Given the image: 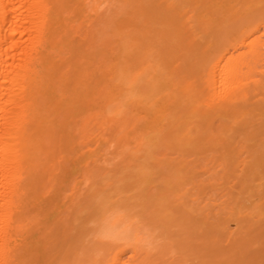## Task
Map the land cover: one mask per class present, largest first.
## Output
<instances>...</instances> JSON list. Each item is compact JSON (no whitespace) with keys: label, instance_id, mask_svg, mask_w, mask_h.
Segmentation results:
<instances>
[{"label":"bare ground","instance_id":"obj_1","mask_svg":"<svg viewBox=\"0 0 264 264\" xmlns=\"http://www.w3.org/2000/svg\"><path fill=\"white\" fill-rule=\"evenodd\" d=\"M216 1L190 0L184 10L165 0H0V264H123L126 250L133 253L129 264H205L171 253L173 246L188 251L181 235L165 232L169 242L154 251L125 239L127 227L136 231L141 226L124 225L125 215L106 216L97 191L88 193L82 185L106 175L114 183L116 175L131 168L122 156L145 152L152 135L175 149L207 135L212 120H217L218 134L230 131L232 123L252 134L254 125L264 121V42L252 38L264 27V0H246V7L237 10L241 19L258 20L253 29L234 33L232 39L199 44L178 28L183 15L192 11L197 16L190 19L197 20L203 13L224 11V6H214L242 0ZM204 20L201 24L209 21ZM175 29L184 45L173 50L179 61L174 79H193L175 92L186 102L184 116H195L197 125L188 128L184 116L175 125L172 115L163 124L166 129L155 131L161 120L156 108L145 107L149 116L142 120L133 107L147 99L153 104L159 93L165 106L179 99L174 91L158 90L159 81L167 80L161 71L171 54L153 50ZM155 36L159 39L152 45L149 40ZM144 40L149 45L142 52L139 44ZM112 82L118 99L109 89ZM108 113L117 116L113 125ZM99 139L105 141V157L96 159L103 168L95 175L91 163ZM112 152L118 157L106 156ZM140 168L135 166L134 177L143 181L146 174ZM160 171L165 173L163 183L179 184L176 164ZM178 200L183 214L196 212L197 205L184 195ZM159 202L134 200L124 207H140L139 213L156 209ZM91 204L102 211L93 221L84 217ZM169 204L161 202L147 217L163 222ZM209 205L200 210L214 216ZM220 210L207 230L229 236L231 259L223 264H256L255 250L264 257V228L253 229V216L240 200H225Z\"/></svg>","mask_w":264,"mask_h":264},{"label":"rangeland","instance_id":"obj_2","mask_svg":"<svg viewBox=\"0 0 264 264\" xmlns=\"http://www.w3.org/2000/svg\"><path fill=\"white\" fill-rule=\"evenodd\" d=\"M165 1L168 5H180L184 7V10L190 7V0ZM213 1L215 3L218 2L216 0ZM246 3V0H242L239 4L235 2H226L219 6H214V9L224 6L222 8L224 11L218 15L208 16L206 13H203L197 20L190 19V16L193 15L195 19V16H197L196 11H192L186 16L182 14V21L184 23L180 24L178 28L185 35H194L195 40H197L199 44L202 43L200 41L204 42L205 40L222 38L232 39L234 33L244 35L254 28L258 20L249 16L241 19L242 17L237 13V10L245 8L247 5ZM233 6L236 8H232ZM201 18H203V20L209 19V21L201 24ZM205 27H207V33L203 34L202 30ZM179 34L180 32L175 29V33H172L170 37L166 39L162 38L159 40L158 42L160 43H157V47L153 49L155 54L157 51L159 52L160 49L166 54H171L168 56L170 57V62L163 66L164 69L161 71L167 80L159 81L160 86L158 90H162L164 93L172 91V94H179V99L177 98L178 100H176V102H169V104L165 106L159 100V93L153 100V104L152 102L149 103L147 99L133 107V114L142 120L149 116L145 107L151 106L156 108L158 111L156 119L159 118L161 120L157 123L155 131L166 129H163V124L168 122V117L171 118L172 115H174L171 119H175V123H172L176 125L184 120L181 116L186 115V110H183L186 102L181 98V93L175 91L186 83H191L193 79L188 77H185L184 80L178 78L179 81L174 79L173 73L176 71L179 61H177V58L172 56V54L184 45L179 39ZM252 38H257L261 42H264V27L260 26L259 31L254 32ZM155 39H159V36H155L154 39L149 40L152 45ZM195 42L196 41L192 39V44H190L192 48ZM147 43L149 45V42L144 40L139 44L141 45L142 52L146 51ZM243 51V49H240L239 53ZM144 65H146V63ZM228 67H231L230 64H228ZM256 78L258 77L256 76ZM109 89L112 91V94H114V99H118V89L115 86V82L110 84ZM173 91L175 93H173ZM142 99L144 98L142 97ZM115 103H117V100ZM98 107L101 108V105ZM190 116L191 115H188V118L184 116L186 118L185 120L189 123L187 127L194 128L197 125V118L195 116ZM107 118L108 124L113 125L117 116L108 113ZM259 123L254 125L255 128H253L254 132H252V134L243 132L242 130L245 127L239 126L240 124L238 125V123L229 124L230 127H232L230 131L218 134L216 132V127L218 126L217 120H212L210 126H207L205 129L207 135L197 137L187 145L175 149L164 147L163 141L158 143V138L152 135L146 140L148 146L145 148L147 149L145 152L136 153L132 150L130 154L122 156L124 163L130 165L131 168L116 175V181H114V183L110 181L111 176L106 175L103 179L91 180V182L86 185L87 188L85 185H82V190L85 191L89 189L88 193L97 191L100 196L99 198H102L103 206L107 208L106 216L111 215L115 217L125 215V218H123L124 225L135 223V226H141L140 229L136 231H130L128 230L129 227H127L125 233H122V236L125 239H132L146 250L154 251L160 249L162 247L161 245L166 241L164 233L168 232L177 236L181 235L183 239L185 238L186 244H189L187 246L188 251L184 253H181L180 249L175 246L171 248V253L178 255V257L191 258L189 262L193 260L194 262L202 261L205 264L226 263L231 259L229 258L230 254L228 252L229 236L223 233L219 234V236H213L209 234L207 230L209 223L213 224L214 217L217 218L219 214L223 212V210H220L223 201L228 199L240 200V204L244 206V210L253 216L255 222L253 229L258 230V227L264 228V121L260 122L259 120ZM95 142L91 167L94 174L98 175L103 167L96 159L105 157L103 151L105 148V141L99 139ZM129 147L134 149L133 144ZM106 156L118 157L115 152L109 153ZM168 164H176L178 167V185H168L162 181L165 179V173H162L160 168ZM137 165H141L140 171L146 174L143 181H139L137 177H134L136 174L134 168ZM180 195H184L185 199L192 205H197L195 213L183 214V212L180 211L179 201L181 200H178ZM149 199L154 202L157 200L160 201V204L156 205V209L161 208V202L165 200L171 202V204L168 205L169 210L166 212L169 215L163 222L156 220L155 217H147L149 213L151 214V211L156 210L154 208H150L146 211L141 209L143 211L137 213L140 207H124V204L128 203L129 205L134 200H137L138 203ZM200 201H203V203L199 205ZM206 203L211 204L209 206L213 208L212 213L214 216L210 215L208 210L204 212L200 210L202 205ZM101 212L99 206L91 204L85 211L84 217L85 219H91L93 221L97 219V216ZM92 221L88 223L89 226L94 225L95 222ZM186 231L187 234H183ZM189 235L191 236L189 237ZM261 241L262 240L259 242ZM166 242H169V240ZM171 245H173V243ZM194 250L198 253H195ZM255 252V260L257 259L256 257H259V259L254 263L261 264L264 262V257L261 258V254L259 255L258 253L259 249L258 251L255 250ZM191 254L195 255L192 256ZM132 256L133 253L131 251H124L121 255L123 264H129L128 259ZM210 260L212 261L210 262Z\"/></svg>","mask_w":264,"mask_h":264}]
</instances>
